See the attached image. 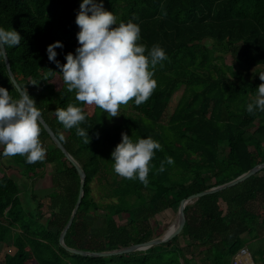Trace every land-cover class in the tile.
I'll return each mask as SVG.
<instances>
[{
	"label": "trees",
	"instance_id": "1",
	"mask_svg": "<svg viewBox=\"0 0 264 264\" xmlns=\"http://www.w3.org/2000/svg\"><path fill=\"white\" fill-rule=\"evenodd\" d=\"M81 3L0 0V26L22 36L19 46L6 48L18 84L35 99L41 115L86 172L85 193L65 243L101 252L152 239L150 223L157 214L178 211L189 195L229 182L264 162V113L246 111L264 83L255 75V68L264 69V0H103L117 23L139 24V43L146 50L158 44L167 55L155 68L153 94L139 106L129 101L130 112L120 118L77 102L75 92H67L57 64L48 59L47 46L56 41L63 44L56 49L60 64L66 63V54H75ZM227 54L231 63L226 62ZM0 86L18 98L4 58ZM182 86L165 123L170 100ZM69 103L87 114L81 127L88 130L89 144L56 118L55 110ZM122 133L133 139L151 136L162 146L150 162L147 186L112 169L111 153ZM40 140L47 149L43 161L29 164L20 155L10 157L27 180L43 178L47 165L52 166L46 194L23 190L21 179L0 166V244L11 242L16 249L0 264H231L247 246L264 262V168L234 187L187 205L184 229L169 242L111 257L66 251L59 238L77 202L81 179L43 125ZM167 157L174 162L168 164ZM95 179L104 181L98 199L92 193ZM123 215L126 225L116 219ZM180 236L192 248L190 254L177 244Z\"/></svg>",
	"mask_w": 264,
	"mask_h": 264
},
{
	"label": "clouds",
	"instance_id": "2",
	"mask_svg": "<svg viewBox=\"0 0 264 264\" xmlns=\"http://www.w3.org/2000/svg\"><path fill=\"white\" fill-rule=\"evenodd\" d=\"M75 23L79 27L75 54L65 56L66 63L56 60V49L62 48L61 41L47 46L49 61L60 69L67 92H75V100L86 105H95L107 116H118L122 105L132 101L139 106L145 103L157 88L155 68L167 59L165 50L153 45L139 43L140 26L129 20L117 23L112 11L104 7L103 0H82ZM22 36L18 31L0 26V59L7 47H16ZM51 74V73H50ZM264 81V72L259 73ZM36 84V83H33ZM249 114L264 113V83L255 97L246 105ZM56 118L65 129L75 128V133L85 144L90 143L88 130L81 127L86 122L84 109L69 103L66 108L55 110ZM41 110L28 91L19 90L18 98L0 86V156L20 155L26 163L45 159L47 149L40 140L42 125ZM111 153L112 169L125 179H138L148 185V174L155 151L162 150L161 144L151 136L133 139L127 133ZM168 164L174 161L166 158ZM164 161L159 171L163 172Z\"/></svg>",
	"mask_w": 264,
	"mask_h": 264
},
{
	"label": "water",
	"instance_id": "3",
	"mask_svg": "<svg viewBox=\"0 0 264 264\" xmlns=\"http://www.w3.org/2000/svg\"><path fill=\"white\" fill-rule=\"evenodd\" d=\"M3 58H4L6 68L8 70L11 81L14 83V85L16 86L18 91L21 90L22 88L18 84V82L15 78V75L11 69L10 61H9V58H8L6 51H5ZM40 122L43 125L46 132L49 134L50 139L54 143V145L63 152L65 157L68 159V161L71 162L72 165L76 168V170L80 176V179H81L80 191H79V196H78L77 202H76L75 207L72 211V214H71L67 224L65 225L64 229L62 230V232L60 234V238H59L60 246L72 254H78V255H82V256H91V257H111V256L124 255V254L126 255V254L134 253L137 251H145L151 247L169 242L173 238L180 235L184 229V226L186 224L185 208L187 205L194 203L197 199H199L202 196L218 193L222 190H226L228 188L234 187V186L240 184L241 182H244L248 178L252 177L253 175H256L259 171H261L264 168V162H262L260 164L255 165L254 167H252L247 172H244L243 174L239 175L238 177H236L235 179H233L229 182L223 183L221 185L213 186L209 189H206V190L201 191V192L196 193V194L189 195L187 198L182 199L180 202L178 211H177L176 225H175L174 229L172 231H170L169 233H166V231H164V233L162 235H159V236L152 238L148 241H145L142 243L131 244V245L121 247L119 249H114V250H107V251H101V252L80 250V249H76V248H72V247L67 246V244L65 243V236L73 224V221L76 217V214L79 210L82 198H83L84 193H85L84 187H85V182H86V172L82 168L81 164L66 149V147L63 145V143L57 137L54 130L46 122V120L44 119V117L42 115L40 118Z\"/></svg>",
	"mask_w": 264,
	"mask_h": 264
},
{
	"label": "rangeland",
	"instance_id": "4",
	"mask_svg": "<svg viewBox=\"0 0 264 264\" xmlns=\"http://www.w3.org/2000/svg\"><path fill=\"white\" fill-rule=\"evenodd\" d=\"M226 57V62L227 63H231L232 57L230 55H225ZM257 69L255 72V75H258L261 72H264V69L262 67H257L255 68ZM254 71V69H253ZM184 90V86L180 87V89H178L177 91H175V93L173 94L170 103L168 105V108L165 112L164 118H163V122H167L168 118L170 116V114L173 112L180 96L182 95V92ZM129 105H122L119 109L118 112V116H116L117 118H120V115L122 112H130V108L128 107ZM47 144H49V141H47ZM2 146H0V151L2 150ZM227 153V151L225 152ZM0 166L3 168L4 172H6L9 175H14L16 176L18 179H21L22 181V185L21 188L23 189L24 187H26L29 190H37L40 194H46L47 192H49L50 188H51V178L50 175L52 173V166L51 165H47V169H46V173L44 175L43 178L41 179H34V180H27L21 173L20 168L15 165L12 160L11 157H5V158H1L0 157ZM104 183V181H99L98 179H95L94 182L92 183V187H93V195L98 199L101 194L103 193V186L102 184ZM100 185L102 186V189L100 188ZM25 190V189H23ZM43 191V192H42ZM21 198H25L24 193L21 194ZM30 198V197H29ZM31 200V198H30ZM32 203V201H31ZM33 205V203H32ZM35 206V205H34ZM175 217V218H173ZM177 217V211L173 210V209H167L159 214H157L152 220H151V226L154 229V236L153 238L162 235L164 232L166 231L167 227L176 219ZM117 222L121 225H126L128 223V219L126 218L125 215L123 216H117L116 217ZM174 219V220H173ZM177 244H179L180 246H182L185 250L186 254H190L192 251V248H189V246L187 245V241L184 240V238L182 236L179 237ZM16 251L15 247L11 244V242H6V243H2L0 244V262L4 261V258L7 254H14ZM199 258V257H198ZM110 264H119V263H110Z\"/></svg>",
	"mask_w": 264,
	"mask_h": 264
},
{
	"label": "crops",
	"instance_id": "5",
	"mask_svg": "<svg viewBox=\"0 0 264 264\" xmlns=\"http://www.w3.org/2000/svg\"><path fill=\"white\" fill-rule=\"evenodd\" d=\"M263 233H264V231H263ZM263 237H264V234H263ZM258 244H262V241H259ZM247 249H248L249 255H248V257L243 258V260L246 262V264H264V262L262 261V257H260V254L258 252L256 254L257 257H253V250L254 249L251 247H248ZM255 258L257 259L256 261H255ZM231 264H233V259H232Z\"/></svg>",
	"mask_w": 264,
	"mask_h": 264
},
{
	"label": "built area",
	"instance_id": "6",
	"mask_svg": "<svg viewBox=\"0 0 264 264\" xmlns=\"http://www.w3.org/2000/svg\"><path fill=\"white\" fill-rule=\"evenodd\" d=\"M249 252L246 247L240 249V251L233 257V264H246L243 260L244 257H248Z\"/></svg>",
	"mask_w": 264,
	"mask_h": 264
},
{
	"label": "bare ground",
	"instance_id": "7",
	"mask_svg": "<svg viewBox=\"0 0 264 264\" xmlns=\"http://www.w3.org/2000/svg\"><path fill=\"white\" fill-rule=\"evenodd\" d=\"M173 218H175V217H173ZM175 225H176V219L167 227L166 233H169L170 231H172L174 229Z\"/></svg>",
	"mask_w": 264,
	"mask_h": 264
}]
</instances>
